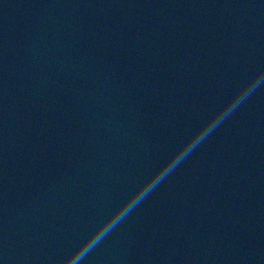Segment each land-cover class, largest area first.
I'll return each instance as SVG.
<instances>
[{"label": "water", "instance_id": "water-1", "mask_svg": "<svg viewBox=\"0 0 264 264\" xmlns=\"http://www.w3.org/2000/svg\"><path fill=\"white\" fill-rule=\"evenodd\" d=\"M261 71L264 0H0V264H64ZM70 264H264V87Z\"/></svg>", "mask_w": 264, "mask_h": 264}, {"label": "clouds", "instance_id": "clouds-1", "mask_svg": "<svg viewBox=\"0 0 264 264\" xmlns=\"http://www.w3.org/2000/svg\"><path fill=\"white\" fill-rule=\"evenodd\" d=\"M262 87H264V71L257 73L227 103L212 114L154 174L147 177L137 190L129 195L124 203L96 227L95 231L90 234L82 245L64 261V264H70V261L76 260L82 262L90 250L104 241L161 183Z\"/></svg>", "mask_w": 264, "mask_h": 264}]
</instances>
